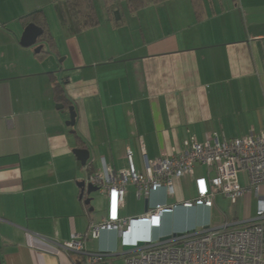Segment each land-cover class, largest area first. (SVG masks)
<instances>
[{
	"label": "crops",
	"instance_id": "1",
	"mask_svg": "<svg viewBox=\"0 0 264 264\" xmlns=\"http://www.w3.org/2000/svg\"><path fill=\"white\" fill-rule=\"evenodd\" d=\"M197 2L198 9L193 0H164L133 13L123 4L117 24L103 0L100 11L93 0L98 24L75 32L60 2L0 0L1 264H76L78 254L56 245L74 234H87L88 250L117 257V231L89 235L90 224L107 214V193L99 190L95 215L80 186L103 161L117 173L128 167L129 150L142 173L146 162L177 154L188 139L262 131L264 0ZM32 12H40L49 35L37 43L40 55L19 42ZM55 83L64 101L55 97ZM69 106L73 126L65 124ZM76 148L89 151L85 165ZM200 176L214 170L196 164L191 176L174 180L172 195L162 187L137 196L128 183L119 216L194 199ZM239 178L246 185V173ZM215 197L210 208L177 205L152 237L212 224ZM240 200L255 206L252 193Z\"/></svg>",
	"mask_w": 264,
	"mask_h": 264
},
{
	"label": "built area",
	"instance_id": "2",
	"mask_svg": "<svg viewBox=\"0 0 264 264\" xmlns=\"http://www.w3.org/2000/svg\"><path fill=\"white\" fill-rule=\"evenodd\" d=\"M126 157L127 168L115 173L103 161L101 171L86 179V183L98 186L108 196L107 214L101 222L90 224L89 235L96 238L100 230H114L122 245L143 242L122 255L124 264H264V124L260 133L239 138L220 141L215 135L202 143L188 139L177 154H162L146 162V171L142 173L136 171L129 150ZM198 163L208 171L214 170V176L194 179V199L174 205L157 203L134 218L119 216L128 183L136 186L137 196L162 187L172 195L174 180L191 176ZM240 173H246V185L241 183ZM248 193L254 195L255 214L247 220L233 219L217 227L203 225L199 230L176 231L164 240L161 236L152 237L151 232L161 226V217L177 205L210 208L216 194L235 204ZM141 228L146 234L141 233ZM86 237L87 234H74L70 240L56 245L60 252L78 254L80 261L76 264H112L115 253L88 250Z\"/></svg>",
	"mask_w": 264,
	"mask_h": 264
},
{
	"label": "trees",
	"instance_id": "3",
	"mask_svg": "<svg viewBox=\"0 0 264 264\" xmlns=\"http://www.w3.org/2000/svg\"><path fill=\"white\" fill-rule=\"evenodd\" d=\"M55 3H62L64 5L63 14L67 18L69 24L72 26L75 32H79L83 29L93 27L98 24V18L96 15L93 0H53ZM164 0H103L107 11L112 15L116 10L121 13V6L126 5L129 12L133 13L148 5L161 3ZM195 8L198 9L197 0H193ZM24 19L28 20L29 23H34L43 29V35L38 39V43L46 40L48 41V33L44 24L40 21V12H32L28 14ZM121 21V18L116 22L117 24ZM44 53L43 50L36 52L37 55ZM54 95L58 101L63 100V88L59 83H55ZM113 257L112 259H114Z\"/></svg>",
	"mask_w": 264,
	"mask_h": 264
},
{
	"label": "rangeland",
	"instance_id": "4",
	"mask_svg": "<svg viewBox=\"0 0 264 264\" xmlns=\"http://www.w3.org/2000/svg\"><path fill=\"white\" fill-rule=\"evenodd\" d=\"M94 1H95V4L97 5L96 7L100 11L101 7L103 6L102 0H94ZM184 191H185V187H184ZM91 195L93 197L91 202H93V205H94L93 208L95 209L94 213L96 215L98 210L100 209V206H98V204H100L102 197L100 195L99 190L92 193ZM216 196L217 197H215L214 208L212 209V213H211V219L213 223L219 222V224L216 226L213 223L207 224L211 227L220 226L224 224L225 222L231 223L233 219H236L238 221L247 220L251 218L252 216H254L255 214L254 205L251 208L249 203H242L241 200H239L235 204H232L227 198L223 197L221 194H216ZM199 229L200 227L196 230H199ZM166 235L168 234H163L162 236H166ZM118 241H119L118 242L119 252L120 251L122 252V239H121V244H120V240ZM124 261H125L124 257L122 255H119L115 257V259H113L112 264H124Z\"/></svg>",
	"mask_w": 264,
	"mask_h": 264
},
{
	"label": "water",
	"instance_id": "5",
	"mask_svg": "<svg viewBox=\"0 0 264 264\" xmlns=\"http://www.w3.org/2000/svg\"><path fill=\"white\" fill-rule=\"evenodd\" d=\"M114 15H115V19L118 20L119 19V11L116 10L114 12ZM42 35H43V29L40 26L31 22V23L27 24V26L24 28L19 42L23 47L35 46L34 51L39 52L41 50L42 46L38 45L37 43H38V39ZM58 107L62 108L63 105L59 104ZM69 112H70V116H69V119L65 122V124L67 126H73L75 123V111L73 109V106H69ZM74 152L77 155L81 164L85 165L89 159V151L85 148H76L74 150ZM80 186L82 188V197H84L85 204H89L92 201V199H93V197L91 196L92 193L100 190V188L98 186L93 185L90 182L86 183V180H83L80 183ZM166 238H168V235L163 236L160 239L164 240ZM142 244H143L142 241H138L136 246H141ZM136 246L130 245V244L122 245V252H120L118 254V256L126 254L127 251L135 248ZM0 264H1V259H0Z\"/></svg>",
	"mask_w": 264,
	"mask_h": 264
}]
</instances>
